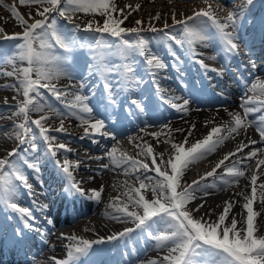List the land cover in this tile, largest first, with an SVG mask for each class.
Returning a JSON list of instances; mask_svg holds the SVG:
<instances>
[{
	"label": "snow or ice",
	"instance_id": "1",
	"mask_svg": "<svg viewBox=\"0 0 264 264\" xmlns=\"http://www.w3.org/2000/svg\"><path fill=\"white\" fill-rule=\"evenodd\" d=\"M25 3L38 5L36 15L42 18L33 19L31 13H29V19H32V22L29 23V19H25L20 15L15 7L9 9L23 27L21 33H14L12 37L5 36L6 39H17L19 41L15 46V52L7 57L5 62L14 66L13 71L8 72L7 75L17 76L18 83L21 86L18 91L22 92L24 99L16 105L14 115H22L23 120L13 125L15 139L19 142L18 146L9 151L4 158H0V204H4L11 211L18 214L21 227L13 230V238L19 244L25 242L28 232H41L42 234L47 232L46 229L37 226V217L34 211L28 207L20 206L15 198V191L19 185L26 187L30 195L34 194L27 175H25L22 167L18 166L23 164L37 172L39 171L36 163L30 162L26 158L19 159L26 157L29 152L38 150L37 133L33 131V127L38 131L40 139L45 142V146L52 157L55 158L61 149L66 152L72 151L66 144L57 143L56 136L50 135V132L53 131H65L64 119L61 118L59 127L52 128L48 125L51 118L49 112L55 111V109L41 102L42 90H46L69 110L66 113L57 112V115L61 117L76 116L83 125H86L81 139L96 135L106 136L112 140L116 139L115 134L104 130L106 127L105 120L96 119L92 115L93 108L88 103L90 95L84 92V89L88 87L86 77L81 78L78 85L74 84L64 88H58L53 83L60 76H65L68 79L74 78L73 73L63 70L62 66H71L70 54L77 46V41L57 25L56 17L49 19L50 14L56 12L59 16L66 17L69 22L72 21L73 15L77 12L86 14L99 12L101 16H107L108 18L104 21L103 26L98 24L93 27L92 22H88L86 25L85 30L101 36L100 39L94 40L89 47L93 51L115 47L117 54L123 58L124 62L112 65L110 70L118 76L123 74L125 80L129 83L139 82V78L135 74V62L132 60L134 54L138 53L144 57L145 70L153 79L157 92L161 90L156 77L161 70L168 67L163 58L149 47L150 42L139 35L141 29L138 27L131 29L120 27L122 21L112 19V13L117 9L114 4H110V0H63V4L62 0H21V4ZM253 3L254 0H244L240 9L229 11L223 17L216 14L211 3L208 4L206 9L201 8L181 20H176L173 14L174 23L181 25L183 35L181 38H177L176 35L165 32L164 36L168 40L174 41L178 46L184 47L187 44V50L191 51L194 58L197 55H202V53L198 54L196 52L195 44L199 43L204 47H208L212 41L218 42L221 51L224 53L239 55V25ZM120 11L123 12L122 9ZM124 19H127V16ZM136 23L139 25L141 22L137 21ZM75 27L79 28V25ZM165 28H168L167 24H165ZM2 31L0 29V32ZM152 31L155 32L157 29L152 28ZM105 33L118 38V43L115 46L106 44L103 40V34ZM132 33L138 37L135 41L125 38V35H123ZM79 46L83 47L84 45ZM168 48L170 55L176 57L175 51L171 50V45ZM57 49H62L64 54H58ZM93 59L95 60L97 57L94 56ZM176 59L179 60L178 57ZM17 61L26 66L15 68ZM196 62L204 69H208V65L204 64L202 59ZM255 67L256 65L253 63L252 68L255 69ZM88 69L87 76H91L90 65ZM177 71H179L178 68ZM211 71L222 75L215 68H212ZM34 74L35 78H33ZM104 87L109 105L111 107L117 106L116 96L119 93L114 94L113 83L106 82ZM249 90L253 93L258 90L259 96L264 97V80L256 79ZM69 96H71V100H68ZM160 99L169 103L177 111H188L189 99L182 97L166 98L164 96H161ZM180 100H182V103L175 102ZM130 103L136 111L132 112L131 107L125 109L129 116L139 117L145 114L147 105L143 99H133ZM240 107L243 109V117L240 112H229L232 117L230 127L227 125L212 126L203 139L197 140L188 147H185V144H187L188 136L192 135L191 130L188 131V136L185 137L183 142L171 143L169 141L171 151L166 160L164 153L153 155L154 149L147 142L143 145H137L141 154L146 159L150 158L151 168L149 163L126 157L123 153L120 157L115 156L114 154L117 153L118 149L112 147L107 156L115 161L116 166L127 165L124 169L126 174L135 175V179L139 181V187L129 186L128 191L124 193L134 210L129 211L127 205L123 207L113 205L116 213L130 219L135 227L126 228L106 238L100 237L96 240H88L76 235L68 236L66 239L72 243L68 245L67 259L59 260L52 257L54 264H77L81 257L89 254L93 245L103 243L105 239L112 241L124 238L137 229L154 240L158 247L166 249V254L148 260L145 264H264V232H260L254 223L260 213L254 210L253 207L257 199L260 204L264 205V182L257 184L258 176L255 171L250 173V193H237L244 200L239 229L237 228L238 221L235 215L231 219H227L234 206L233 201H226L222 212L215 219L211 218L210 213L199 217L194 215L204 207L203 204L195 208L188 207L191 201L200 198L198 193L208 195V192L202 186V182L206 177L214 175L215 168L212 172H208L206 177H202L200 181H193L182 188L180 184L184 171L191 164L214 152L217 146L222 144L228 137H233V134L239 135L242 129L246 131L250 124H256V131L259 133L261 141L264 142V98L257 99L255 96H250L247 99L242 98ZM30 112L42 113V115L33 120L29 115ZM256 112L261 113L258 118L250 121L246 120L249 115ZM110 122L115 123L114 120ZM194 128L195 124L192 125V129ZM141 131H144V129H141ZM175 131H183V129H176ZM222 132H226L227 136L222 135ZM151 135L158 136L159 134L151 133ZM94 142L98 141L94 140ZM256 143L255 140H249L247 144L240 143L236 151L242 152L244 148L248 147V144ZM21 146L26 147L21 150ZM257 151L260 150L250 151L245 160L254 158ZM235 154V152L225 154L223 159L216 165V168H219L224 164V161ZM158 158L160 160L159 164L157 163ZM55 162L68 178L67 195L88 196L97 201L101 199L103 186L86 192L80 186L81 182H77L73 176L72 162L67 159L62 163L60 160ZM78 165L79 162L77 161L75 166L78 167ZM162 165L164 166L163 169ZM260 165H264V159L259 160L257 168ZM104 167H108V165H104ZM129 168L132 169L131 173H129ZM248 168H250L248 164H244L242 167L225 166V175L221 177L223 187H228L231 183L238 184L239 179L245 175V170ZM141 171L145 174L152 171L156 175L154 177L144 175L142 178ZM225 177H231V180ZM146 180L147 183H145ZM178 188L181 190L178 191ZM258 188L259 192L257 191ZM142 189L149 190L152 198L146 199L145 195L141 193ZM129 192L132 195H129ZM116 199H119V197ZM47 208V205H42L39 210L46 212ZM118 218V216H113V219ZM47 223L52 224L53 221L47 219Z\"/></svg>",
	"mask_w": 264,
	"mask_h": 264
},
{
	"label": "bare ground",
	"instance_id": "2",
	"mask_svg": "<svg viewBox=\"0 0 264 264\" xmlns=\"http://www.w3.org/2000/svg\"><path fill=\"white\" fill-rule=\"evenodd\" d=\"M115 3L120 1H126L124 6L127 9V18L128 24L132 28L138 27L141 29L139 35L144 39H147L149 47L156 53H158L168 65L164 70H161L157 77L156 81L162 86L163 93L166 97H179L178 93L169 91V89H176L178 92L187 94L195 86L189 84L188 82L197 83L198 85L205 86L208 88H213L211 81L208 77H214V83L218 84L225 90H228L229 87L225 85V81H233L236 83L237 80H234L235 76L230 72L226 71L225 73L218 74V72L211 71L213 62L225 63L227 62V67H240L242 70L247 69L251 71L252 76L248 81L250 83H255L256 79L264 80V0H254V3L246 15L243 17L239 29V55H228L221 51L220 45L216 41H212L208 47L197 43L194 45L196 52L202 53V55H197L195 58L192 56L191 51L187 50V44L184 47L178 46L174 41L168 40L164 33L168 32L173 35H176L177 38H181L183 35V29L181 25L174 23L173 14L175 15L176 20H181L185 18V15L193 10L199 11L201 8H207L208 4L211 3L213 10L219 17H223L227 14L228 11H236L241 8L244 0H113ZM149 4L148 6H146ZM47 6V5H46ZM14 6L5 3L3 0H0V29L3 31L0 32V61L2 64H5L4 55L10 56L15 52L13 45L17 44L19 41L14 39L13 41L6 39L5 36L12 37L14 33H21L17 26L19 22L15 19L12 12L9 10ZM121 9L117 10V14H120ZM5 12L10 14L6 16ZM130 13V14H129ZM32 18L39 17L35 13L31 14ZM158 16V18H157ZM56 17L57 25L68 35L77 41V46L71 52V61L70 65H63L62 68L65 71L73 73L74 78L81 79L83 77L87 78L88 87L84 89L85 94H90V89L101 91V98L108 103L106 98V89L104 84L106 82H112L114 88V94L119 93L116 96L119 105L120 98L125 93H132L137 96H143L145 87L148 83V78L150 77L145 70V60L144 57L137 54L132 56V60L135 62L136 76L139 78L137 83H129L126 81L124 86L121 78L125 79L123 74L117 75L115 72H112L110 69L114 64H122L123 58L120 57L115 47L113 48H102L98 51H93L89 45L97 39H100V34L87 31L85 29L76 28V25H80L77 20H72L69 22L66 17L59 16L56 12L50 14L49 19ZM40 19L42 17H39ZM154 19H163V22L160 26H155L150 23ZM137 21L141 23L137 25ZM165 24L168 25V28H165ZM121 27V26H120ZM152 28L157 29V31H152ZM211 31V29H209ZM125 38L135 41L138 39L137 35L132 34H123ZM103 40L106 44L115 46L118 43V38L116 37H106L103 35ZM84 45L80 47L79 45ZM171 45V50L175 51L176 57L179 58L177 61L176 57L170 55L168 46ZM245 47V48H244ZM58 52H63L62 49H58ZM248 54V55H247ZM253 55V57H249ZM97 59H93V57ZM253 60L256 58L257 62L260 64L255 69L249 68V58ZM202 59L204 64L208 65V69H204L201 65L196 62L197 60ZM91 66L92 75L87 76L88 66ZM175 65V66H174ZM23 64L20 61H17L15 68L22 67ZM10 66H6L7 69ZM13 65H11V70H13ZM106 69V73L98 74L100 69ZM177 68L179 71H177ZM3 69V71H5ZM246 72V71H245ZM0 71V98L3 96L16 99L20 96V100H17L14 104L3 103L0 104V121L3 120V124L0 123V158H4L9 151L18 146V141L15 139V135L8 130L15 125L14 119L18 115H14L16 105L24 99L22 92L18 91L21 88L18 83V79L15 76L2 74ZM240 77L243 74V71L239 70ZM247 73V72H246ZM245 73V74H246ZM35 78V74L33 75ZM65 79L67 77L60 76V79ZM181 78V79H180ZM101 80V82H100ZM185 82H183V81ZM252 80V81H251ZM207 81L210 85L207 84ZM183 84L186 85V89H183ZM136 85V86H134ZM58 88L69 87L71 85H56ZM150 87V85L148 86ZM147 87V88H148ZM251 87V86H250ZM9 89L10 91H5ZM250 89V88H249ZM248 88L242 89L243 92L251 93ZM44 94L50 96L46 90H42ZM258 91V90H257ZM92 96H90L89 101H92ZM42 102V100H41ZM196 106L187 112H181L176 114V118L184 119L185 123L189 122L191 125L195 124V128H187L192 131L190 136L193 140L191 142L187 141L185 147H188L197 140L203 139L210 131L211 127L214 125L216 116L221 112H226L230 118L222 125L231 126L232 117L229 115V112H240L243 117V112L239 110L238 107H232L233 103L227 102L225 99L217 100H205L195 99ZM65 112V109L63 110ZM62 111V112H63ZM66 113V112H65ZM260 113V112H259ZM29 115L31 118L37 119L42 115V113L30 112ZM93 117L96 119H104L106 121V129H114L119 132L115 140L112 139H102L100 135L94 137L79 138L77 136H63L60 132H55L56 137H64V140H68L72 143V151H65L61 149L57 156L52 157L46 146L45 142L42 139H36V143L40 145L39 149L35 152L27 153V160L30 162L36 163L39 171H35L32 168H28L26 165L19 164L18 166L22 167V170L26 175H29L28 182L32 185V190L34 194H31V197L34 199L35 204L31 203L29 197L27 196V188L22 185H19L16 188L19 196L16 195V201L22 207H28L35 212L37 209L34 207H41L46 205L44 202L47 201L49 205L47 210L49 214L55 219L56 228H51L47 230L46 238L53 239L57 241V244L47 243V242H37L33 239L31 235H27L25 240V245L23 248H27L29 254L33 256L32 262L24 261L21 264H53L54 261L52 257L61 258L63 255L67 254L68 245L72 243L66 237L71 235H76L78 237L85 238V235H95L96 239L100 237H108L116 232H120L119 229L124 227V224H133L130 219L126 218L122 214H118L115 211V207H123L127 205L129 211L134 210L132 205L128 202L125 192L128 191L129 186L139 187V181L135 179V175L126 174L124 171L127 165L121 164L116 166L114 160L110 159L107 156V153L111 150L112 147L118 149L117 153L114 154L117 157H120L123 153L126 157H131L136 160H142L146 163H149L150 168L152 167L150 163V158L146 159L141 153L140 156L133 155L132 149L129 148L128 144L133 147L137 145H143L147 142L148 145L152 146L154 149L153 155L159 153L165 154V160L168 158V155L171 151L170 145H154V140L156 136L151 135V133H158V137L163 140H169L170 137H167L163 134V127L159 126L156 130L149 129L148 125L159 124L157 116H149L147 119L135 118L134 121L129 120L123 114V112L113 111L112 114L101 113L97 106L93 108ZM22 116V115H21ZM52 119L56 120V124L60 125L61 118L64 119V126L70 127L72 130L79 129L83 124L76 116H66L61 117L57 115V112L49 114ZM255 119L254 114L249 115L246 120ZM111 120L116 122L113 125ZM169 122H173L172 119H168ZM48 121V122H49ZM176 122V121H174ZM207 122V123H206ZM54 123V122H53ZM126 124L125 127H122V124ZM221 125V126H222ZM192 127V126H191ZM144 129V131H141ZM10 132H4V131ZM79 133L84 134L83 131H78ZM53 132H50L52 134ZM54 134V133H53ZM222 135L227 136L226 132H222ZM256 131V124H250L246 131L241 130L239 135L233 134V137H228L223 141L222 144L218 145L216 150L211 154L207 155L203 159L191 164L194 166L193 170H185L183 177L180 181L181 186L186 184H191L193 181H200L202 177H206L208 172H212L215 168V173L211 177H206L202 182V186L208 192V195L203 193H198V199L191 201L188 207L195 208L200 204H203L204 207L201 208L199 212L194 213L196 217L205 215L206 213L211 214V218L215 219L219 213L222 212L226 201H233L234 206L230 211L229 217L231 219L233 215L236 216L238 221L237 228H240L239 221L242 218V204L244 203L243 197L238 196L239 192L250 193V173L255 171L258 179L257 184L264 182V165H260L257 168L259 160L264 159V142L261 141ZM132 138V139H130ZM102 139V140H101ZM215 139V137H214ZM102 142L103 145L99 146L92 143L93 141ZM171 140V139H170ZM249 140L257 141L256 144H248V147L244 148L242 152L236 151L240 143H248ZM11 142V144H6L5 142ZM171 143H179L176 140H172ZM71 145V144H70ZM128 146V147H127ZM21 146V150H23ZM139 148V147H138ZM89 149L91 152L94 150L99 152V154L90 158V153L86 154L85 151ZM140 149V148H139ZM257 154L251 160H245V157L248 156L249 152L252 150H257ZM229 152H235L234 156H231L228 160L224 161V164L219 168H216V165L225 154ZM25 158V157H24ZM69 160L73 164V176L77 182H81L80 186H83L88 192L91 189H99L103 186V192L101 199L99 201L89 198L88 196H72L66 194V188L68 185V178L62 173L60 168L56 164V160H60L61 163L65 160ZM79 162L78 167L75 166L76 162ZM103 163H108V167H104ZM157 163H160L159 158ZM244 164L250 165V168L245 170V175L239 179V183H231L228 187H223V182L221 177L225 174H221V171L225 169V166L235 165L236 167H242ZM163 169V165L161 166ZM170 170V166H169ZM32 172L37 176V179L31 177ZM132 172V169L129 168V173ZM85 174L86 178L82 175ZM141 177L144 175L148 177H154L156 174L152 171L147 172L146 174L141 171ZM226 179L231 180V177H225ZM41 181V182H40ZM148 181L146 180L145 183ZM212 183V184H211ZM36 188L42 189L38 191ZM146 192L145 198L151 199L152 194L149 190L142 189ZM141 190V191H142ZM259 192V188L257 190ZM143 193V192H141ZM132 195V193H128ZM119 197V199H116ZM86 205V206H85ZM115 205V207H113ZM254 210L260 213L259 216L255 219V225L260 232H264V205L260 204L257 199L253 204ZM2 208L6 210L4 204H0V214H3ZM9 209V207H7ZM140 211L139 209H136ZM11 211V209H10ZM78 211L74 216L69 215ZM57 213H65L66 216L61 220ZM113 216H118V219H113ZM50 216H48L49 218ZM226 219V223H227ZM12 223L10 225H17L20 223L18 214L11 211V218H9L6 223H0V227H6L7 223ZM18 228L20 226H17ZM134 224L131 228H134ZM259 234V233H257ZM93 240V239H92ZM62 242H67L65 244ZM96 247L94 251H90L89 255H86L87 259H91L96 264H145L148 260L155 259L166 254V249L160 248L157 246L156 242L149 237H147L141 230L137 229L130 233L128 236L108 241L105 239L103 243L95 244ZM18 257L21 256V252H18ZM59 259V260H61ZM22 260H26L22 259ZM36 262V263H35Z\"/></svg>",
	"mask_w": 264,
	"mask_h": 264
},
{
	"label": "rangeland",
	"instance_id": "3",
	"mask_svg": "<svg viewBox=\"0 0 264 264\" xmlns=\"http://www.w3.org/2000/svg\"><path fill=\"white\" fill-rule=\"evenodd\" d=\"M5 3H8L12 6H14L16 9H17V12L22 15L25 19H29V13H35L36 12V9L37 7H39L38 5H35V4H32V5H28V4H21V0H3ZM128 1H131V0H128ZM126 1H120L119 3H115L113 0H110V4H114L116 9H122L123 12H121L120 14H117V10L115 12L112 13V19L113 20H117V21H122V23H120V26L123 27V28H127V29H131V25L128 24V18L127 19H124L125 16H127V9L125 8L124 4H125ZM62 4H63V0H62ZM149 4H147L146 6H148ZM46 6V5H45ZM195 12V10L187 13L185 15V17L187 16H190L192 15L193 13ZM229 12V11H228ZM227 12V13H228ZM5 15L6 16H10V14H8L7 12H5ZM108 17L107 16H101L99 14V12H95V13H84V12H77L73 15V19L74 20H77L79 22V28L81 29H85L86 28V25L88 24V22H92V25L93 27H96V25H100V26H103V23L104 21L107 19ZM33 19H40L39 17H34ZM72 19V20H73ZM32 22V19H29V23ZM163 22V19H154V20H151L150 23L155 25L156 27L157 26H160L161 23ZM0 25H2L1 21H0ZM21 25L17 26L18 28L20 27ZM0 35H2L0 33ZM104 36L106 37H111L109 34L105 33L103 34ZM72 36V35H71ZM16 44L13 45V48H15ZM58 50V49H57ZM56 50V51H57ZM58 54H61L63 55L64 53L62 52H58ZM72 55V53L70 54ZM3 56V55H0V57ZM7 55H4V60L6 61L7 59ZM5 64H2L1 61H0V71L2 70V74L5 75L6 72H11L13 70H11V65L12 64H9L7 62H4ZM6 66H10L8 67L7 69ZM23 66H26V65H23ZM3 69H5V71H3ZM101 71H98L100 73H106V69L102 68L100 69ZM17 78V76H15ZM66 78L64 79H57V80H54L53 83H55L56 85H59L61 84L62 82H66ZM78 82L77 81V84L75 85H78ZM5 91H10L9 89H5ZM90 96H92L93 98V101L91 102H88L89 105L94 108V106H97L99 107V105H96V100L97 98H99V94L98 92H94L90 89ZM250 96H255L257 99H262L264 97H260L259 96V92L257 91L256 93H253L251 92L247 97H250ZM179 97H182L184 99H189V105H188V110L192 109L193 107L196 106L195 102H194V99L198 98V99H201V98H204V94H200L199 95L197 94L196 96H191V97H186L185 95H181ZM20 96H18L16 99H12L10 97H7V96H3L0 98V101L1 103H7V104H14L17 102V100H20ZM42 100V103L44 104H47V105H50L53 109H55V111H52V112H49V114H52L54 112H62L64 109H65V112H68L69 110L65 107V105L63 103H61L60 101H57L55 99V97L52 96V98L50 96H47L46 94L43 93V96L40 98ZM68 100H71V96L68 97ZM176 103H182V100L180 101H175ZM232 107H238L239 110H241L243 112V109L240 107V104L237 105V104H233ZM115 107H111L108 103L106 104V102L103 101V103L101 104V108L99 109V111L101 113H104V114H110L114 111ZM116 111H118V109L116 108ZM135 108H133L132 112H135ZM64 112V111H63ZM120 112H122V108L120 109ZM166 114L168 113V111H164ZM183 111H177L175 108L171 109V117L169 116L168 118L166 119H163L159 122V124L157 126L155 125H148L149 129L151 130H154V131H157L156 129L161 126L163 127V134L167 137H170L169 140H163L161 141V139L156 136L155 137V140H154V145H157V144H161V145H170L169 141H172V140H176L178 141L179 143L180 142H183L185 137L188 136V132L186 131L187 128H192L191 124L189 122H186L184 121V119H181V118H176L175 115L176 114H179ZM162 113V112H160ZM159 113V114H160ZM254 114V113H253ZM255 114H258L255 116V118H258L259 115L261 113L259 112H256ZM145 115H141L140 117L143 118ZM66 117V116H65ZM168 119H172L173 122H169ZM230 118L228 117L227 113L226 112H221L219 113L216 118H215V121H214V125L213 126H217V125H222L223 123H225L227 120H229ZM23 120V116L21 115H18L17 118L14 119L15 121V124H18L19 122H21ZM176 121V122H174ZM3 120L0 121V123L3 124ZM54 122V123H53ZM106 123V121H105ZM48 125H50L52 128H55V127H59L57 124H56V120L55 119H52L51 121L48 122ZM65 127V131L66 132H72L73 134H75L77 137L81 138L84 134L81 132L79 133L78 131H83L84 128L86 127V125H82L79 129H76V130H72L70 129V127L68 126H64ZM176 129H183V131H175ZM8 130H11V132L14 134L15 133V129L14 127L8 129ZM33 131L37 133V139H40L39 137V134H38V131L35 129V127H33ZM4 132H10V131H4ZM53 133H55L53 131ZM50 134V135H53V136H56L55 134ZM86 138V137H85ZM193 139L188 136V141L191 142ZM5 142V145L6 144H11V142ZM94 144H97V145H100L99 142H92ZM101 146V145H100ZM129 148L132 149L133 151V155H136L137 157L140 156V149L138 147H133L131 146L130 144H128ZM127 146V147H128ZM171 146V145H170ZM86 154L89 152L90 153V158L99 154V152H91L89 149H87V151H85ZM30 153V152H29ZM27 159V157H25ZM19 159H24V157H21ZM103 164H106V163H103ZM108 164V163H107ZM194 167L192 168L191 165L186 169V170H193ZM34 178L37 179V176L34 175ZM41 182V181H40ZM183 186H181L182 188ZM181 189L178 188V191H180ZM141 192H143L142 194H145L146 192H144V190H142ZM133 208V207H132ZM85 237H88V235H86ZM65 243V242H63Z\"/></svg>",
	"mask_w": 264,
	"mask_h": 264
}]
</instances>
